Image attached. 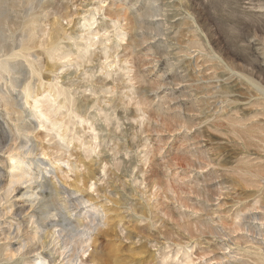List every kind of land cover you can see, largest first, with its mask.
I'll list each match as a JSON object with an SVG mask.
<instances>
[{"label": "rangeland", "instance_id": "1", "mask_svg": "<svg viewBox=\"0 0 264 264\" xmlns=\"http://www.w3.org/2000/svg\"><path fill=\"white\" fill-rule=\"evenodd\" d=\"M0 144V264H264V0H0Z\"/></svg>", "mask_w": 264, "mask_h": 264}, {"label": "bare ground", "instance_id": "2", "mask_svg": "<svg viewBox=\"0 0 264 264\" xmlns=\"http://www.w3.org/2000/svg\"><path fill=\"white\" fill-rule=\"evenodd\" d=\"M196 52V51H195ZM201 56V55H200ZM19 106V105H18ZM29 111V110H28ZM25 115V114H24ZM10 116V115H9ZM32 127H33V125H32ZM25 132V131H24ZM25 138V137H24ZM25 142V141H24ZM32 144V143H31ZM1 145V144H0ZM28 145V144H27ZM22 147H24V146H22ZM0 149H3V148H0ZM29 149V148H28ZM35 149V148H34ZM37 158V157H36ZM14 161V160H13ZM22 161V160H21ZM19 162V164L20 163H23V162ZM35 162V161H34ZM11 163V162H10ZM16 163H18V162H16ZM14 165V164H13ZM18 166V165H17ZM13 168H15V169H17V167H13ZM14 169V170H15ZM47 172V171H46ZM53 173V172H52ZM48 174V173H47ZM19 175V174H18ZM23 175V174H22ZM24 175H25V173H24ZM15 176V175H14ZM17 177V176H16ZM13 181V180H12ZM23 182V181H22ZM60 187V186H59ZM61 188V190H62V187H60ZM60 188H58V189H60ZM50 189V194L52 195V194H59V195H61V194H63V195H67L69 198H68V200L66 201L67 203H69V205L71 206V203H72V200H71V195H74V194H72V193H69V192H61V190H59L58 191V189H53V188H49ZM43 190V189H42ZM36 193V192H35ZM40 194V193H39ZM48 196V195H47ZM66 197V196H65ZM71 197V198H70ZM74 197V196H73ZM40 199V198H39ZM55 199V198H54ZM31 203V202H30ZM16 204V203H15ZM46 204H47V201L45 200V196L44 197H41V199L40 200H38V205L40 206L39 207V209H42L43 208V206H46ZM76 205H78V204H76ZM74 207V206H73ZM79 207V206H78ZM62 208H63V210L64 211H67V209L69 208V207H66V206H62ZM76 208V207H75ZM74 208V209H75ZM69 210V209H68ZM44 215H45V218L43 219V223L42 224H40L39 225V227H41V229H43L44 230V228H47V227H54V228H56L55 230H54V239H53V236H52V241L49 239L48 240V242L49 241H51V244H54L55 242H56V240H57V238H61L62 237V233L63 232H66V233H68L67 231H69L67 228H66V226L68 225V223L66 222V221H69V220H71V219H66V218H64V216L61 214V212L60 211H57V213L55 214V215H50V210H49V208H46V210H45V212H44ZM97 216V215H96ZM93 217V216H92ZM96 219V218H95ZM94 219V220H95ZM97 220V219H96ZM101 225V224H100ZM71 228V227H70ZM73 228V227H72ZM75 228H77L76 226H75ZM78 229V228H77ZM88 229V228H87ZM92 231V230H91ZM46 235H48V234H46ZM84 236V235H83ZM63 237H65V236H63ZM62 237V238H63ZM42 238V237H41ZM45 238H47V237H45ZM49 238V237H48ZM47 238V239H48ZM39 240V239H38ZM41 240V239H40ZM59 240V239H58ZM60 240H62V239H60ZM65 240V239H64ZM63 240V241H64ZM66 241H67V239H66ZM66 241H64V242H66ZM43 242V241H42ZM41 243V242H40ZM58 243H60L59 241H58ZM61 243H63V242H61ZM48 245H49V243H47ZM66 245L67 243H63V245ZM46 244H42L41 243V245H39L40 247L41 246H45ZM55 245V244H54ZM57 245V244H56ZM60 245V244H59ZM63 245H61V246H59V247H61L62 249H65V252H66V249H67V246H63ZM26 246V245H25ZM24 246V247H25ZM51 247V249H52V246H50ZM50 247H49V249H50ZM58 247V248H59ZM26 248V247H25ZM39 248V247H38ZM56 248V247H55ZM43 249H48V248H43ZM60 249V248H59ZM70 249V248H69ZM78 249V248H77ZM76 249V250H77ZM53 250V249H52ZM71 250V249H70ZM49 251V250H48ZM55 251V250H54ZM72 251V250H71ZM42 252V251H41ZM56 252V251H55ZM54 252V253H55ZM59 252V251H58ZM63 252V251H62ZM61 251H60V253H62ZM64 252V253H65ZM74 252V251H73ZM85 252V251H84ZM21 253V252H20ZM47 253V252H46ZM67 253V252H66ZM65 253V254H66ZM69 253V252H68ZM77 253V252H76ZM75 253V254H76ZM83 253V252H82ZM63 254V253H62ZM70 254V253H69ZM72 254V253H71ZM50 255V254H49ZM61 255V254H60ZM59 255V253H58V256H60ZM73 255V254H72ZM84 255V254H83ZM37 256V255H36ZM35 256V257H36ZM45 256V255H44ZM44 256H39L38 257V259L36 260L37 261V264H51L52 262H53V260H51V259H46ZM48 256V255H47ZM62 256V255H61ZM61 256H60V258H61ZM67 256H69V255H67ZM93 256V255H92ZM51 257H52V255H51ZM66 257V256H65ZM48 258H50V257H48ZM59 258V257H58ZM76 259L78 258V257H75ZM75 258H74V255L73 256H71V257H69V258H66V259H63V261H64V263L65 264H75L76 263V260H75ZM34 259V258H33ZM56 260V259H55ZM54 260V261H55ZM62 260V259H61ZM90 260V259H89ZM35 261V262H36ZM66 261V262H65ZM87 261V260H86ZM34 262V263H35ZM55 263H57V261L55 262ZM60 263V262H59ZM80 263V262H79ZM84 263V262H83ZM78 264V263H77ZM81 264V263H80Z\"/></svg>", "mask_w": 264, "mask_h": 264}]
</instances>
